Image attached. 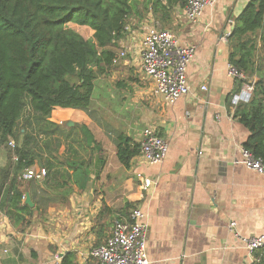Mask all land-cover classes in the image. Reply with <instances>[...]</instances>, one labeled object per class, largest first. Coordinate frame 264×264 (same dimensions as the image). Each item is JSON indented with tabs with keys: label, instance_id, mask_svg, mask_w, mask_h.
<instances>
[{
	"label": "crops",
	"instance_id": "0c3cea01",
	"mask_svg": "<svg viewBox=\"0 0 264 264\" xmlns=\"http://www.w3.org/2000/svg\"><path fill=\"white\" fill-rule=\"evenodd\" d=\"M251 1L215 0L197 24L177 8L163 22L149 16L130 25L126 38L110 48L116 54L129 48L127 59L95 82L97 121L80 110L56 109L51 116L59 125L91 128L105 150V168L92 176L86 192L71 196L68 207H49L25 232L3 212L16 152L0 145V170H7L0 186V264H57L54 256L66 252H75L84 264L82 256L104 244L116 222L135 208L147 217L150 264L255 263L229 226L235 222L246 237L264 234V173L245 166L249 131L234 117L240 103L232 102L242 82L228 74L229 41L224 40L229 21L235 22ZM150 26L171 31L180 45L197 47L187 69L190 92L174 105L154 94L141 69L143 32ZM141 124L167 140L169 153L157 166L138 156L127 169L104 130H119L140 143ZM139 173L154 180V190L140 188Z\"/></svg>",
	"mask_w": 264,
	"mask_h": 264
},
{
	"label": "trees",
	"instance_id": "16d2710c",
	"mask_svg": "<svg viewBox=\"0 0 264 264\" xmlns=\"http://www.w3.org/2000/svg\"><path fill=\"white\" fill-rule=\"evenodd\" d=\"M187 2L0 0V145H18L3 212L19 232L30 228L36 215L45 218L49 207H68L71 196L86 192L92 176L106 166L105 150L92 129L51 122L53 112L80 110L97 121L95 82L113 67L116 53L110 48L125 38L131 24L149 16L163 22ZM71 24L90 28L93 38ZM229 50L230 64L253 85L250 101L240 103L234 117L249 131L245 149L264 165V0H252L236 18ZM104 132L112 137L119 163L130 168L140 156V143L119 130ZM63 146L66 151L60 153ZM37 165L47 170L43 180H20ZM6 171L0 170V186ZM27 190L34 207L23 200ZM77 259L75 252H66L60 264H79Z\"/></svg>",
	"mask_w": 264,
	"mask_h": 264
},
{
	"label": "built area",
	"instance_id": "2783aa9c",
	"mask_svg": "<svg viewBox=\"0 0 264 264\" xmlns=\"http://www.w3.org/2000/svg\"><path fill=\"white\" fill-rule=\"evenodd\" d=\"M214 4L215 0H188L184 8L186 19L192 24H197L201 20L204 10ZM234 24L233 20L229 21L231 30L225 35L224 40L229 41ZM125 30L127 35L130 26ZM196 49L195 45H180L169 30L150 26L143 32L140 48L141 69L152 82L154 94L160 96L167 104L174 105L181 97L189 94L187 69L195 58ZM128 50L129 48L122 47L115 54L113 65H118L122 60L127 59ZM228 74L242 82V89L233 97L232 102L235 105L248 103L252 97L253 85L247 81L244 73L232 64L228 65ZM203 90L207 91V88L203 87ZM140 145V157L147 165L157 166L165 162L170 145L153 127L145 128ZM8 146L15 152L17 151L18 145L14 141H11ZM243 156L248 169L264 173L263 163L257 160L251 152L244 149ZM14 160L18 161L16 155ZM46 175L45 168L34 167L26 169L20 180L25 182L41 181ZM136 179L144 192L154 190L155 182L152 178L139 173L136 175ZM23 200L26 201V197ZM229 228L247 250L255 255L254 262L263 263L264 234L246 237L239 232L235 222H232ZM148 231L146 214L140 208H135L127 217L116 222L112 236L104 244L92 248L85 256H82V260L84 264H150L147 251ZM5 253L8 251L5 250ZM64 254H56L53 258L54 261L60 264Z\"/></svg>",
	"mask_w": 264,
	"mask_h": 264
},
{
	"label": "rangeland",
	"instance_id": "374dc122",
	"mask_svg": "<svg viewBox=\"0 0 264 264\" xmlns=\"http://www.w3.org/2000/svg\"><path fill=\"white\" fill-rule=\"evenodd\" d=\"M70 27H72L74 30H76V31L79 32L80 34H82L85 38H92V37L90 36V30H89V29H85L84 27L77 26V25H74V24H71ZM28 113H29V111L27 110L26 113L24 114V116L26 117V116L28 115ZM25 117H23V118H25ZM24 121H25V119H24ZM50 121H51V118H50ZM51 122H52V121H51ZM21 123H23V122H21ZM58 125H59V124H58ZM20 126H22V125H20ZM139 130H140L141 132H143V131L145 130V126L141 124V125L139 126ZM22 132H24V130H22ZM8 148H9V146H8ZM65 151H66V149H65V147L63 146V147L61 148V150H60V153H65ZM79 152H80V156H81V157H84V158H86V159L89 158V154H88V153H84V152H82V151H79ZM45 158H46V157H45Z\"/></svg>",
	"mask_w": 264,
	"mask_h": 264
},
{
	"label": "water",
	"instance_id": "95a60500",
	"mask_svg": "<svg viewBox=\"0 0 264 264\" xmlns=\"http://www.w3.org/2000/svg\"><path fill=\"white\" fill-rule=\"evenodd\" d=\"M27 204H29L30 206H33L32 200H31V196L27 193L26 195V201Z\"/></svg>",
	"mask_w": 264,
	"mask_h": 264
}]
</instances>
